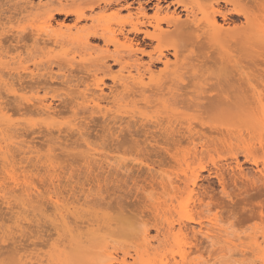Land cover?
Here are the masks:
<instances>
[{
  "label": "bare ground",
  "instance_id": "1",
  "mask_svg": "<svg viewBox=\"0 0 264 264\" xmlns=\"http://www.w3.org/2000/svg\"><path fill=\"white\" fill-rule=\"evenodd\" d=\"M54 1H57V3ZM78 1L80 0H47L46 3L49 2V4H47V6L43 4V6H46H44L46 8L45 11L43 10L46 13L45 21L44 23H38V25H43H39L37 31H34L36 34L31 33L38 40L41 38L39 35L43 32L47 40L51 38L54 43L61 46V58H57L58 55L56 56L59 61L62 58L64 60L66 59L65 63H63V59L61 60L63 61L62 63L56 62L58 63L57 66L61 74L59 72V74H53L50 71H48L49 73L47 74L39 73L38 67L41 66L34 62V67L36 66V68H33L34 70L32 69L29 72L27 71L28 73L24 76L22 70H29L31 68L24 65L26 59L24 57L22 58V55L19 53L17 56H11L10 59L4 58V56H7L3 55V51L5 50L3 49L1 41L0 70H7V74L10 76L9 78L14 79V82H18L22 89L28 86L29 88L32 86L41 88L42 86L46 90V87L48 85L50 86L51 81L60 80L61 84L66 86V88L63 87L67 91L64 92L62 87L63 92H52L51 98L60 99L63 104H71V108L76 107L74 109L82 107V111L85 109H89L88 111L92 110V112H88V115L90 113L93 114V112L96 114L98 113L99 116L101 114L103 120L99 119L102 120V129H104V132L108 131L107 134L109 137L111 136L110 138H112L116 145H121L122 142L131 144L129 141L135 144L136 149L134 151L136 152L132 153L137 154V159L147 161V169L137 168V173L134 175H131L132 173L130 174L129 177L132 178L134 184L132 186L135 187V193L128 197L125 194L126 190H124L123 194H125V196L123 194L121 195L124 199L118 198V200H115L117 204L114 203L117 213H120L125 207L134 206L139 211L137 215L142 218L146 214L154 213L158 210H166V208H168L170 216L167 219V228L163 226L164 229H166L164 230L161 226H156L158 236L162 233L163 229V234H165V231L176 240L185 238L184 240L186 242V239L190 236L189 234H192L188 240L189 242L187 241L190 244L189 247H192L194 244L195 248L192 247V250H196L198 247L196 251L200 252L204 247L199 249V246L202 245L204 241L205 244L208 243L211 246L209 250L210 248L214 249V246L216 247V245L222 243L223 246L221 245V248H218L220 246L216 248L220 249V251H224H222L224 257L229 256L228 252L231 253L234 251L232 250L233 248H238L242 254L245 253L246 249H250L248 251L253 250L254 254H256L255 252L257 251L258 258L261 263L264 264V231L260 236L259 233L250 236L251 238L249 239H251V241H249V243L251 242V244L248 243L249 245L245 242L246 239L244 242L242 241L239 243L236 240L241 241L243 237L239 236V234L237 235L235 231L229 230L230 226L223 227L218 216L215 215L210 217V215H205L197 209L206 205L218 202L221 204L224 201L231 200V189L234 187H238L236 189H242L244 188L241 187L243 185L246 186L245 191L249 193L250 197L254 192L258 199L260 196L262 197V191L264 190V165L262 168L257 167L258 162L253 158V147L248 145L250 138L249 123L246 121H248V115L252 111L260 110L261 102L264 101V0H165V2H167L165 8L161 5L163 0H155V2L154 0H135L138 5L135 8V12H133V3H129V0H101L92 8V12L95 7L99 8L98 15L93 14L94 12L87 14L82 6L81 9L80 3L77 8L75 4H78ZM83 1L84 0H82V2ZM26 2H24V4ZM33 3L34 2L31 3L30 1L29 5ZM149 3L153 4V15H149L148 13V10L152 9L150 7L149 9L147 8ZM31 6H28V9ZM32 8H34V6ZM125 9L129 11L127 12L129 15L126 17L121 15L122 11ZM18 11L21 12V10ZM30 11L31 10L28 12ZM22 12L21 14H23ZM54 12L55 14H64L66 18L73 15L75 21L73 26L65 22H57V27L54 26ZM8 17H11V15ZM40 21L38 20V22ZM84 21L86 23L90 21L92 25H80V23ZM4 24V22H0V28H3ZM150 28H152V30ZM72 29L76 31L71 32ZM23 30L24 29H22V31L19 30L15 38L13 37L18 43L23 41V36H21L23 35L21 34ZM44 35L42 38L45 37ZM91 38L103 41L105 45L103 52L106 53L104 56L95 57L93 59L92 53H89L90 56L86 55L85 58L83 57V60L81 59L79 62H74L75 60L72 61L70 59V61L67 60V55L73 45L81 44L83 46H88ZM47 40L45 38L44 41ZM111 46L114 47L113 50L110 49ZM43 56L44 55H42V57ZM144 56L148 57L146 63L142 61ZM109 59H111L114 64L120 65V70L113 71L111 63L109 64L108 62ZM49 60L47 62L50 63L51 60ZM253 63H256L258 68L251 72L248 70V67ZM12 64L19 65H17L18 67L15 66L12 70ZM160 64H162V67L157 68ZM12 71L13 73H11ZM75 71H78L77 74H75ZM79 72L81 75L78 74ZM106 78L112 81V84L108 86V91H106ZM13 81L10 83L6 82L5 85L2 83L4 80L1 83L8 88L7 92L13 94L12 98L14 101L22 104L23 100H26V97L16 90ZM81 86H83V89H81ZM48 94L50 93L47 91L42 97L37 95V98L44 112L50 114L53 112V105L45 102ZM0 95H2V91ZM125 98H132L134 101L129 100L133 106H136L139 102L143 103V105L140 106L141 108L137 105L136 108L138 110L135 108L136 111L134 109L130 110L128 107L131 104L126 107L125 105H120L121 102L129 101H125ZM79 99L82 102L79 101ZM109 100L113 103L111 105L116 108L114 109V107L111 106L112 109L109 106H105L107 108L104 110L100 102H109ZM250 102H253L252 106ZM212 105L224 109L227 113H229V110H233V108H237L238 112L234 119H229L231 122L224 120V122L226 121V126L224 127L225 124L223 125L222 122L211 123L204 120L203 114L206 112L205 110ZM153 107L156 111L158 108L155 114ZM148 110H150V112ZM77 111L76 114L81 110L79 109V111ZM0 112H3L1 108ZM73 113L75 114V112ZM80 113L78 115H81ZM127 113H130L128 114L130 116H127ZM238 117L240 119L239 123H241V125H239L241 126L240 128H237L239 127L237 126V122L239 121ZM107 118H112V123L114 122V124L110 125V123L107 122ZM118 119L119 122H117ZM92 120L93 123H95L94 117ZM234 121H236V123ZM79 122H73L70 126V131L73 132L74 130L78 134V139L80 140L81 138H85L89 128L87 127L88 124L84 125L86 123L83 124ZM230 123L234 125L233 128L237 127L233 129ZM112 126L115 128H112ZM85 129H87L86 132H84ZM94 130L96 131V129ZM95 133L97 134L98 132ZM126 134L132 139L128 137L131 139L129 140ZM100 137L102 138V135ZM123 138H125V141ZM130 144H128V146H130ZM223 146L234 150L230 155L231 161L229 160L230 162H228L227 160L226 166H222L223 164L219 166L214 160L211 164L212 167L209 166V164L201 163L202 165L193 171L190 179L187 177V172H183L184 174H182V176L179 174L175 177L177 178L176 180L168 179L167 182H165L166 180L163 181V179L157 181L152 173V169H154L153 167L155 165L167 164L170 167H177V165H190L191 163L202 162L211 147ZM260 146L264 148V141L260 142ZM134 148L135 147H133V149ZM3 149L4 148H2V151ZM3 154L6 155L7 153L3 151ZM5 155L4 157L7 158ZM240 156H244L246 162H253V164L256 165V171H246L247 169L243 167V164L239 160ZM232 162H234V164ZM205 171L209 173L207 175V185L200 183L206 179L205 176H203V172ZM16 177V174L13 175L15 184L21 186V181ZM212 178L216 179L218 182L221 189L219 188L217 190H221V193L216 191V186L214 185L215 181H213ZM23 179L24 184L26 179L24 177ZM29 180L30 179L23 185L27 186L23 191L26 194L24 195L25 201L22 199L24 201L23 214L26 215L25 221H35V225L37 224L36 228L39 230H32V228L29 227L30 224H28L26 227L27 231L24 230L19 239L14 237H0V242L2 244L7 243L8 240L11 241V245L10 243L4 245L0 244V264H3L5 260H11L13 264H89L93 259L90 260L89 252L91 248L88 243L91 242L90 240H92L93 237L89 240L87 233L85 234L80 231L73 234L71 229L66 230V228H68L69 218H71L72 214L73 218L71 219L74 220V218H76L78 220L77 222L81 223L91 222L96 216H93V219L92 217L87 219L86 216L80 215L76 211L69 212L68 207L59 205V200H51L53 204L58 206V215L65 229L63 233L61 231L57 232L59 254L55 255L52 250L47 252L46 255L35 257L23 256L22 253L24 249H28L29 246L36 248L39 245H46L48 242V238H46L45 234L41 233L40 226L38 227L40 222L39 224L36 222V220L39 221L40 219L38 217L35 218L38 213L35 214L36 211H44L42 208H44V200L47 198L45 199L44 197L46 196H42V193L40 194V190L37 191L39 193H33L34 183L29 182ZM182 183L184 187H181ZM155 184L163 188V191L166 190L165 193L167 195H162L163 192L161 191L159 194L163 197H157V193L152 194L153 192L150 194L148 193V195L145 194L144 191L146 190V186L155 188ZM30 185H33L32 188ZM56 187L58 186H55V188ZM58 189L56 188L55 192L61 194L62 191ZM130 192L132 191L130 190ZM184 194L190 199L196 197L192 200V203L189 204L191 206L193 204L194 209L196 208L195 210L189 211L186 209L189 206L187 205L186 207L183 202H180L181 199L186 197L183 196ZM239 195L240 197L243 196L241 194ZM247 195L245 197H247ZM1 196L7 198V194H2V192L0 194V197ZM256 196L255 198H257ZM49 198L52 199L53 197L49 196ZM160 198L163 200H160ZM218 198L221 201H219ZM205 199L207 201H205ZM10 201L6 200L8 203ZM176 202L178 203L175 204ZM180 206L181 208L179 209ZM30 208L32 209L31 212H29ZM184 208L185 212H183ZM32 218L36 220H32ZM107 218L108 220L106 223L109 226L108 228H112L113 221L117 219V217L107 216ZM31 223L34 224V222ZM192 224L199 225V228L196 229ZM176 228L178 229L175 232ZM56 229L58 228L56 227ZM234 232L238 236L236 240L233 239L234 237L231 238ZM149 234V231L144 229L141 237L143 240L141 245H139L140 243L137 244V246L135 245L133 247L134 249L132 248L133 252L128 249L130 248L129 246H127L126 249L121 247L124 249L123 252L120 250L122 252L121 255L114 252L117 251L115 250L117 249L116 245L115 248H113L114 251H112V248H110V250L107 249L109 245L106 244V249L102 251L103 253L101 252L102 254L100 253L105 258L103 264H136L138 261H143V259H151L158 256L160 253L151 245L150 239L152 237H150ZM199 236L202 238L200 237V239ZM153 238H156V236ZM192 239L195 241L198 240V243H193L194 241ZM192 250H183L181 253L183 262L186 264H209V261L203 259L205 257L202 255V259L188 261L187 258ZM214 252L215 251L212 253L216 254ZM209 253L207 254L208 256ZM200 254H202V252ZM213 254H211V257H213ZM130 259H132L133 262ZM219 263H222V261ZM223 263L225 264V262Z\"/></svg>",
  "mask_w": 264,
  "mask_h": 264
},
{
  "label": "rangeland",
  "instance_id": "2",
  "mask_svg": "<svg viewBox=\"0 0 264 264\" xmlns=\"http://www.w3.org/2000/svg\"><path fill=\"white\" fill-rule=\"evenodd\" d=\"M26 1L27 0H0V22L5 23L4 27L0 28V41H1V44H3L2 45L3 49L5 50V51H3V55L7 56V57L4 56V58L10 59L11 56H17L18 53L21 54L22 58L24 57L27 60V61L25 60L24 65L31 67L29 70H22V73L24 74V76L30 70H32L33 68L34 69L36 68V66L34 67V65H35L34 62H36L38 65L40 64L39 66H41V67H38L39 73H46L47 74V73H49L48 71H50L53 74L54 73H56V74L60 73L61 74V72H59V68L57 66L58 63H56V62H61V63L63 62V61H61L63 58L60 59V61H59V59H57L58 57L61 58L60 57L61 46L59 44L54 43L51 38H48V40H47L46 35H44L43 32H41V31L40 32L45 37L42 38L43 35L42 34L39 35V37L41 36V38H39L40 40L39 39L37 40L36 37L33 35V34H36V33H34V31L36 32L37 28H39L40 24L38 25V23H41V22L44 23V21H45V18H46L45 14L46 13L44 11L46 9L45 7L47 6V4H49V2L46 3L47 0H30L31 3L32 2H34V3L29 5L30 1L29 0H28L29 2L28 1L26 2ZM99 1H101V0H84L83 2H82V0H80V1H78V4H75V6L78 8L79 5L81 4L80 7L82 6L84 8L83 10L85 12H87V14H91L94 12L93 14L98 15L99 8L95 7L93 12H92V10H93L92 8L94 6H96V3ZM145 1H147V0H145ZM24 2H26V3L24 4ZM154 2H155V0H154ZM55 3H57V1ZM129 3H131V4L133 3L132 6H133L134 11L133 10L132 11L135 12L136 11L135 8L138 6L137 2H135V0H129ZM43 4H46V6L44 5L45 6L44 7ZM26 5H27V7H26ZM31 5H33L34 8H32L33 6H31ZM161 5H163V7L165 8L167 6V2H165V0H163L161 2ZM28 6H31V7H29V9H28ZM152 6H153V4L149 3V5L147 7L148 9H149V7L152 8V9L148 10L149 15L154 14V10H153ZM25 7H26V10H25ZM82 7H81V9H82ZM17 9L21 10V12L23 10V12H22L23 14H21V12L18 11ZM27 10L28 11L31 10V11L28 12ZM127 12H129V11H127L125 9L122 11L121 15L126 17L129 15V13H127ZM30 13H31V15H30ZM10 15H11V17H8ZM27 15L28 16L30 15L29 16L30 18ZM54 16L55 17L53 19V22H54V26H56V27H57V25H56L57 22H59V23L65 22L66 24H69L70 26L71 25L73 26V23L75 22L73 15H71L69 18H66V16L64 14H55V12H54ZM34 18H36V19H34ZM31 20H33V21H31ZM38 20L39 21L41 20V21L38 22ZM87 23L84 21V22H81L80 25L85 24V25L90 26L91 22L89 21ZM27 25H29V26H27ZM42 25H40V26H42ZM22 29L25 30V31L23 30V32L21 33V34H23V35H21V36H23V38H22L23 41H20L18 43L17 40L15 41L14 38L17 35L16 33L19 30L22 31ZM34 29H36V30H34ZM150 29L152 30V28H150ZM73 31H76V30L72 29L71 32H73ZM31 33H33V34H31ZM131 36H133V35H131ZM24 37H25V39H24ZM45 38L47 41H44ZM41 41L43 43L44 42L45 43L43 44ZM103 45H104V43L102 40L94 39V38L90 39L88 46H83L81 44L80 45L77 44L75 46L73 45L69 50V53L67 55V60L70 59L72 61L75 60L74 62H77V61L79 62V60H81V59L83 60V57L85 58L86 55L90 56L89 53H92L93 59L95 57L104 56L106 53L103 52L105 49V45L104 46ZM110 49L113 50L114 47L111 46ZM0 51H1V49H0ZM7 51H8V53H7ZM42 55H44V56L42 57ZM56 56H57V58H56ZM86 58H88V57H86ZM48 60L50 61V63L47 62ZM65 61H66V59L64 60L63 63H65ZM142 61H144L146 63L148 61V57L144 56L142 58ZM108 62H109V64L111 63L113 71L114 70L118 71V69L120 68V65L114 64V62L111 59H109ZM87 63H89V62H87ZM17 65H19V64H12V66H11L12 70H13V68H15V66L18 67ZM159 67H162V64L157 66V68H159ZM257 68H258V66L256 65V63H253V64L249 65L248 70L253 72V70H257ZM3 71L0 70V83L3 80H4V82H2V83L4 85L6 84V82H8V83L12 82L14 79L9 78L10 76L7 74L8 73L7 70L4 69ZM36 72H38V71H36ZM77 72L78 71H75V74H77ZM11 73H13V71ZM78 74H80V72ZM100 76H101V74H100ZM105 81L107 83L106 84L107 85L106 91H108V86H110L112 84V81H110V79H108V78H106ZM2 83H1V85H2ZM13 83H14V87L16 88V90L18 92H20L21 94H23L26 97L25 98L26 100H23L22 104H19V102L14 101V99L12 98L13 94L7 92L8 88L4 85H2L4 87H2L0 85L1 86L0 92L2 91V95H0V108L3 110L2 113L0 112V141H1L0 142V194H1V192H2V194H7V198L4 196L3 197L1 196L2 198L0 197V237H14L16 239H19L22 232L27 229L26 227L28 226V224H30L29 227L32 228V230H34V231H35V229L39 230L38 228H36L37 224L35 225V221H29V222L25 221L26 215L23 214L24 213L23 202L25 201L24 195H26L25 192H23V191L27 188V186H23V185H25V182L28 181V179H30L29 182L34 183V186L36 187L35 188L33 185H30L31 188L33 186V193L40 190L39 191L40 194L42 193L43 194L42 196H46V197H44L45 199L47 198L46 199L47 201L44 200L45 205H43L44 208H42L44 211L43 212H39V211L35 212V214L38 212L37 216L35 218L38 217L40 220L38 221V220L33 219V218H32V220H36V222H38V224L40 222L38 227L40 226L39 228L41 230V233L46 235V238H48L47 239L48 242L46 245H39L36 248L29 246L28 249H24V251L22 253L23 256L35 257V256L46 255L47 252L52 251V250L54 251L55 255L59 254V247H58V243H57V240H58L57 232L61 231L63 233L65 231V229L63 228L62 220L58 215V213H59V210L57 209L58 206L52 203V201H54V200H59L60 201L59 205L62 207H68L69 212L70 211H73V212L76 211L78 214L86 216L87 219L90 217H92V219H93L94 218L93 216H96L94 218V220H92L91 222L81 223V222H77L78 220L76 218H74V220L71 219V218H73L72 217L73 214H72L71 218H69L70 221H69L68 228H66V230L71 229L73 231V234H76L80 231H82L85 234L87 233L89 235V236L87 235V237H89V240L92 239V237H93V239L90 240L91 242L88 243V245L91 248L90 252H89L90 253L89 254L90 260L93 259L89 264H103V261L105 260V258L101 254L103 253L102 251L106 249L105 246H107V245H109L108 246L109 248H107L109 250H110V248H112V249L115 248V245H116L117 249H115V250H117V251H114V249L112 251L117 252L120 255L122 254L123 250L127 248V246H129L131 249L130 248H128V249L131 252H133V249H134L133 247L135 245L137 246V244H139V243H140L139 245H141V242L143 241L141 239V237H142V232L144 229L149 231V233H150L149 236L152 237L150 239L151 245L160 254L158 256H155L154 258H151V259L146 258V259H143V261H138L136 264H186L185 262L182 261L181 253L185 249H188V250L191 249L192 250L193 248H195L194 244H193V246H192L193 248H192V247H189L190 244L188 243L189 242L188 240L192 234H189L190 236H188L189 238L186 239V242L184 240L185 238H182V239L179 238L178 240H176L173 237H171V235L169 236L165 231H164L165 234H163V229H164L163 226H165V228H167V219L170 216L168 208H166V210L163 209L161 211L158 210L157 212L146 214L142 218L139 217V215H137L139 211L134 206L125 207L120 213H117V210H115L116 209L115 205H114V203L116 202L115 200H118V198L124 199V197L121 196L124 193V190H126L125 194L128 197H130L131 195H133L135 193L134 192L135 187L132 186V185H134L132 178L129 177L130 174L132 173L131 175H134L135 173H137L138 169H140V168L147 169V165H148L147 161L137 159L136 158L137 154L132 153V152H136V151H134L136 149L135 144L132 141H129V142H131V144L128 142H124L125 143L124 144L122 142L121 145H116V143H114L112 138H110L111 136L109 137V135L107 134L108 131L104 132L103 131L104 129H102V125H103L102 120L103 119L101 118V116H102L101 114L99 116L98 113L96 114L93 112V114L90 113L88 115V112H92L91 109H90L91 111H88L89 109H87V110L85 109L86 111L85 110L82 111V109H81L82 107L81 108L78 107L81 110V111H79L78 108L74 109L76 107L71 108L70 107L71 104H69V105L67 103L63 104V102H61L60 99L51 98L52 92L57 93L59 91L60 93H62L63 91L64 92L67 91L66 89H64V87L66 88V86L62 85L60 80L51 81L52 84L50 83V86L48 85L47 86L48 88L46 87V90L42 86H41V88H38V87L36 88L34 86L29 88V86H28V87L22 89L18 82L13 81ZM258 86H260V85H258ZM62 87L64 90L62 89ZM81 89H83V86H81ZM47 91L50 94L47 95V99L45 102L51 103V105H53L52 106L53 112L50 114H47L44 112V110L42 109V107L40 105L41 103H39V100L37 98V95L42 97L45 94V92H47ZM129 99L134 101L132 98H129ZM129 99L125 98V101L126 100L128 101ZM130 100L128 102H121L122 104L120 103V105H125V107H126L129 104H131L128 108L130 110L134 109L135 111L137 109L136 108L137 105H138V107L143 105V103L137 102L138 104L136 106H133L132 103H130L131 102ZM79 101H81V100L79 99ZM121 101H123V100H121ZM100 103L103 106L104 110L108 106L114 107L113 105H111V104H113L111 102V100H109V102L108 101H102ZM123 103H127V104H123ZM133 104H134V102H133ZM250 104L252 106L253 102H250ZM254 104H255V102H254ZM88 105L91 106L90 104H88ZM67 106H69V107H67ZM105 106H107V107H105ZM115 108L116 107H114V109ZM129 109H127V110H129ZM153 109L155 110L154 111V114H155L158 111V108H157V111L154 107H153ZM77 110L79 111V113L81 112L80 114L82 116L78 115L79 113L76 114ZM148 111L150 112V110H148ZM205 111L206 112H204V114H203L205 121H208L211 123H221L222 122L223 125L226 123V121L224 122V120L231 122V120H229V119H231V118L234 119V117L237 115V112H238L237 108H233V110H229V113H227L224 111V109L218 108V107L213 106V105L208 107ZM73 112H75L76 115ZM130 113H132V112H130ZM130 113H127V116H130V115H128ZM94 114H95V116H94ZM91 115H92V117H91ZM123 115H120V116H123ZM238 115H240V114H238ZM79 116H81V117H79ZM90 117L92 119L94 117L95 123H93V120ZM123 117H125V116H123ZM99 118L102 120H100ZM107 119H108L107 122H109L110 125L114 124V122L112 123V121H113L112 118H107ZM238 119H239V117H238ZM247 120L248 121H246V122L249 123L248 128L250 131V138L248 141L249 142L248 145L253 147V151H254L253 152V158L255 160H257V162H258L257 167L262 168L264 165V148H262L260 146V142L264 141V101L261 102L260 110L252 111L248 115ZM69 121H70V124H69ZM79 121L83 124L86 123L84 125H87V124L89 125V126L87 125V127L89 129L87 128L88 130L85 129V131H84V132H86V130H87V133H86L85 138H83V139L81 138L82 140L78 139L79 136L74 130H73V132L70 131L71 130L70 126L72 125V123L73 122L77 123ZM66 122H68V123H66ZM117 122H119V119L117 120ZM234 122L236 123V121H234ZM239 122H240V119L237 122L238 123L237 126L241 125V123H239ZM59 123H61V124H59ZM242 123H243V121H242ZM100 125H101V127H100ZM227 125H229V124H227ZM93 126H95V127H93ZM113 126H116V125H113ZM113 126H112V128H115ZM225 126H226V124L224 125V127ZM231 126L233 128L234 125L231 124ZM235 126H236V124H235ZM236 127H234V128H236ZM240 127L241 126H239L237 128H240ZM94 129H96V131ZM64 132H65V134H64ZM95 132H98V133L96 134ZM103 132H104V134H103ZM6 133H7V135H6ZM70 134H72V135H70ZM101 135H102V138L100 137ZM215 135H217V134H215ZM126 137L131 138L127 134H126ZM85 139H86V141H85ZM131 139H129V140H131ZM123 140L125 141V138H123ZM75 141H78V142H75ZM103 141H105V142H103ZM106 142H107V144H106ZM101 143H103V144H101ZM127 143L130 144L131 147L134 144L133 147H135V148L134 149H133V147L131 148L130 146H128ZM118 146L119 147L121 146V147L119 148ZM2 148H4L3 151L7 153L6 155L3 154ZM232 152H234V150L229 148V147H224V146L223 147H211L209 149V151L207 152V154L205 155V159H203L202 162H195V163H191L190 165H187V164H183L181 166L177 165V167L176 166L170 167L167 164L155 165L153 167L154 169H152L153 170L152 173L154 174V177L157 179V181H161V179H163V181L166 180L165 182H167L168 179L169 180L170 179L176 180L177 178H175V177H177L179 174L182 176V174H184L183 172H187V175H188L187 177L190 179L192 177L193 171L196 170L197 168H199V166L202 165L201 163L207 164V165L209 164V166L212 167L211 164H212V161L214 160L219 164V166H221L222 164H223L222 166H224L227 163V160H228V162L231 161L230 155L232 154ZM4 155L7 158H5ZM135 158H136V160H135ZM239 160L243 164V167L245 169H247L246 171H248V170L249 171L251 170L253 172L256 171V165L253 164V162H249V161L246 162L244 159V156H240ZM232 163L234 164V162H232ZM12 168H14V169H12ZM176 173H177V175H176ZM15 174L18 177V178L17 177L16 178L21 181V184H22V185L20 184L21 186H18L19 184L18 185L15 184V180L13 178V175H15ZM208 174H209L208 171L203 172V176H205L206 179L201 181L200 182L201 184H203V185L208 184V181H207V175ZM11 175H12V177H11ZM23 177L26 179L24 184H23V180H24ZM212 180L215 181L214 185L216 187L215 186L214 187H215L216 191L221 193V190L220 191L217 190L219 188L221 189V187L218 185V182L216 181V179L212 178ZM55 186L59 187V189H58V187H56V188L58 190L62 191L61 194L60 193L58 194L55 192V190H56ZM160 186H161V184H160ZM182 186H183V183H182L181 187ZM154 187L155 188L150 187V186H146V190L144 191L145 194L148 195V193L150 194L151 192H153L152 194L157 193V195H156L157 197L158 196L163 197L162 195L166 194L165 193L166 190L163 191V188L159 187V185L155 184ZM241 187H244V188L236 189L238 187H236V188L234 187L231 189V194H232L231 200L232 201L227 200L228 202L224 201L221 204L217 201L218 203L206 205L204 207H199L197 209H199L198 211L202 212L205 215H210V217H213L215 215L218 216L223 227H229L230 226L229 230L231 229V231H235L237 235L239 234V236L243 237L242 238L243 240L242 239H241V241L236 240L237 239L236 237H238V236L235 234V232H234V235H232V237L230 235L231 238L234 237L233 239H235L239 243L242 241L244 242V240L246 239L245 242L248 244L249 241H251V239H249V238H251L250 236H252L253 234H258V233L260 236V234H262V232L264 231V196H263L264 190L262 191V197L260 196V198L258 199L255 192L251 194L252 196L253 195L254 196L250 197L249 193H247L245 191L246 186L243 185ZM100 190H102V191H100ZM130 190L132 192H130ZM3 191H5V192H3ZM160 191L163 192L162 195L159 194V193H161ZM39 192H37V193H39ZM128 192H129V195H128ZM125 194H123V195L125 196ZM239 194H241L243 196L240 197ZM218 195H220V194H218ZM246 195L248 198L245 197ZM49 196L50 197L52 196L53 198L50 199ZM183 196L185 197L186 195L184 194ZM255 196L257 198H255ZM105 197H107V198H105ZM116 197H117V199H116ZM164 197H165V195H164ZM195 198L196 197L190 199L188 196H186L184 199H181V201L179 200L180 198L178 200L180 202H183L186 207L188 205L189 207L186 209H188L190 211V210L196 209V208L194 209L193 204H192V206L189 205L190 203H192V200ZM241 198H242V200H241ZM249 198L251 199V202H250ZM161 199L162 198H160V200ZM6 200H8V201L11 200V201L8 203V202H6ZM207 200H208V198H207ZM207 200L205 199V201H207ZM218 200H219V198H218ZM219 201H221V200H219ZM187 202H189V203H187ZM177 203L178 202H176L175 204H177ZM206 203H208V202H206ZM115 204H117V203H115ZM180 208H181V206L179 207V209ZM200 208H202V209H200ZM25 209H26V207H25ZM183 210H184L183 212H185V208ZM31 211H32V209L30 208L29 212H31ZM28 213H26V214H28ZM23 215H24V217H23ZM107 216L117 217V219H115L113 221L112 228H108L109 226L106 223L108 220ZM75 220H76V222H75ZM31 222H34V224ZM192 225L195 226L196 229L199 228V225H197V224H192ZM156 226H161L163 228L162 233H161L162 235L161 234L159 235L160 237L157 235ZM56 227L58 229H56ZM176 227H178V226H176ZM177 229L178 228L175 229V232ZM164 230H166V229H164ZM155 236H156V238H153ZM200 237L201 236H199V238ZM246 237H248V238H246ZM190 241H191V239H190ZM193 241H194L193 243H196L198 240H196V241L193 240ZM200 241H202V240H200ZM7 243L8 244L10 243V245H11V241L8 240ZM7 243L2 244L0 242V244H2V245L7 244ZM200 244H202V243H200ZM249 244H251V242ZM202 245H204V246H202ZM202 245L199 246V249L204 247L203 250L201 249L202 254H200L201 253L200 251H196V250H198V247H197L196 250H192V252H190L189 257L187 258L188 261H192L194 259L199 260L203 256V257H205L203 259H206L207 261H209V264H224L223 262H225V264H246V262H247V264H256V263L262 264L260 259L257 256L258 255L257 251L255 252L256 254H254L253 250H251V251H253V252H251V251H248L250 249H248V250L246 249L245 253L242 254L238 250V248L237 249L233 248L232 250H234V251H232L231 253L228 252L229 256L226 255L229 258V260H228V258L224 257V255H223L224 251L222 250L223 251L222 252V251H220V249L216 248L218 246H220L218 248H221L223 246L222 243H220L219 245H216V247L214 246V249L210 248V250H209V247H211V246L208 243L205 244V241L203 242ZM121 247H124V249H122ZM215 249H217V250H215ZM208 250L210 251L211 254H213L212 253L213 251H215L214 253H216V254H213V257H211L212 255L209 253ZM211 250H212V252H211ZM218 250L220 251V253ZM217 251H218V253H217ZM208 253H209L210 258L207 255ZM221 259H223V260H221ZM130 260L133 262L132 259H130ZM218 261L219 262L222 261V263H219ZM242 261H244V262H242ZM3 264H13V263L11 260H5V262H3Z\"/></svg>",
  "mask_w": 264,
  "mask_h": 264
}]
</instances>
